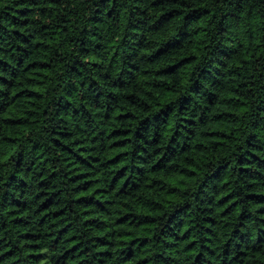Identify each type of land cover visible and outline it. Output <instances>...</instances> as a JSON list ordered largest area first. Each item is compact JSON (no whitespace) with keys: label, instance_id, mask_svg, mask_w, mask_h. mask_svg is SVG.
<instances>
[{"label":"trees","instance_id":"obj_1","mask_svg":"<svg viewBox=\"0 0 264 264\" xmlns=\"http://www.w3.org/2000/svg\"><path fill=\"white\" fill-rule=\"evenodd\" d=\"M0 264H264V0H0Z\"/></svg>","mask_w":264,"mask_h":264}]
</instances>
